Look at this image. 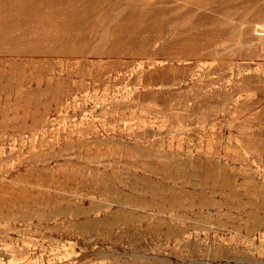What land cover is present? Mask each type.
Segmentation results:
<instances>
[{
  "label": "rangeland",
  "instance_id": "rangeland-1",
  "mask_svg": "<svg viewBox=\"0 0 264 264\" xmlns=\"http://www.w3.org/2000/svg\"><path fill=\"white\" fill-rule=\"evenodd\" d=\"M0 264H264V0H0Z\"/></svg>",
  "mask_w": 264,
  "mask_h": 264
}]
</instances>
